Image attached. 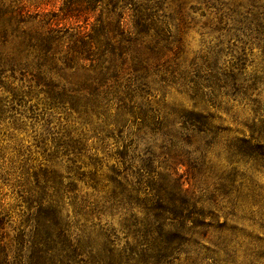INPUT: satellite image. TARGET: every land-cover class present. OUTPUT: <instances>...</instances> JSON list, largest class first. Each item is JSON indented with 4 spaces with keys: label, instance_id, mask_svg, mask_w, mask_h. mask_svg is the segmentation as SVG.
Masks as SVG:
<instances>
[{
    "label": "rangeland",
    "instance_id": "rangeland-1",
    "mask_svg": "<svg viewBox=\"0 0 264 264\" xmlns=\"http://www.w3.org/2000/svg\"><path fill=\"white\" fill-rule=\"evenodd\" d=\"M236 2L0 0V264L183 262V255L136 262L143 208L167 202L159 197L170 186L171 156L158 148L171 147L160 130L137 126L141 120L130 116L146 114L154 124L168 117L176 133L182 110H219L232 129L252 118L251 102L201 90L207 81L229 80L227 94H235L232 87L240 94L254 80L264 104V50L208 30L220 5ZM135 6L149 8L151 27L140 34L129 23ZM57 16L65 19L54 26ZM231 136L200 135L206 155L180 156L190 169L178 165L176 176L206 206H223L219 196L230 182L244 218L228 222L243 231L233 264H264V165L241 159L227 165ZM216 256L217 264H232Z\"/></svg>",
    "mask_w": 264,
    "mask_h": 264
},
{
    "label": "trees",
    "instance_id": "trees-1",
    "mask_svg": "<svg viewBox=\"0 0 264 264\" xmlns=\"http://www.w3.org/2000/svg\"><path fill=\"white\" fill-rule=\"evenodd\" d=\"M217 2L218 0H214ZM149 9L148 6H135L129 15V23L132 24V30L135 34H140L146 31L151 24L147 18L149 15L145 10ZM218 16L215 17V25L208 27L212 34L219 35L220 32L230 33L231 38L237 39L242 48L248 45L264 50V0H237L236 3L231 5L221 4L220 10L217 11ZM57 26L59 21H64V17L57 16ZM51 25V24H50ZM85 47V43H83ZM216 56L221 54V50L214 52ZM103 57L101 52L99 62ZM103 62V60H102ZM207 81V80H206ZM236 81L234 78L232 82ZM207 84L201 86V90H207L213 98L218 97H240L243 101H249L254 105L252 111V118L246 120L241 124H234V129L225 126L226 121L219 114V110L211 112L208 108L198 109L199 111H181L174 120H181L182 124L179 128V133L173 129L172 120L169 122L168 117L163 118L160 122H155L154 118L151 119L146 114L140 115L132 114L130 117L135 120L139 119L141 122L136 124L144 128L153 127V131H161L160 137L163 143L168 142L169 148H161L162 155L171 156L168 162V192L161 195L159 199L167 200L163 204L155 206H147L143 204L148 201V196L144 193L141 194V204L146 205L143 208V217L140 220L142 226V234L138 235L141 238L138 240V245L142 246L139 251V260L156 259L159 257L166 258L172 255L184 256L181 264H217L215 257L218 252L225 256V261L221 263H234L237 254V247H240V242H237L236 234H242L243 231L230 223H237L244 220L239 216L240 208H238L237 197L231 196V185L229 183V190L223 192L221 199L225 201L223 206L215 204L206 206L191 194L190 190L185 189L181 184V177L176 176V167L178 165L187 166L189 171L190 165L188 160H181L180 156H205L206 151H200L198 148L199 136L215 137L216 132L232 134L229 139H226L225 156L227 165L235 164L237 159L246 160L251 164V167L260 168L264 165V104L260 105V94L258 87L260 82H255L251 86L243 89L239 94L238 87H232L235 94H227L229 90V80L225 83H213L207 81ZM205 83V81L203 82ZM257 85V86H256ZM240 87V86H239ZM257 87V88H256ZM245 88V87H243ZM198 90V89H197ZM202 92V91H201ZM230 92V91H229ZM257 92L255 99L249 100L251 94ZM197 95V94H195ZM197 104H193V109H196ZM226 110L223 113L228 112ZM169 116V115H167ZM173 120V121H174ZM237 125V126H236ZM182 131L186 132L185 134ZM147 156H154L147 152ZM152 163L151 159L147 158L142 161L141 167L148 169L149 164ZM142 170V168H141ZM139 184L147 185L148 179L144 175H139ZM136 199L139 198L140 190L135 191ZM219 214H222L224 223L219 224ZM131 222V218L130 221ZM137 223V220H133ZM130 224L129 226H135ZM137 230L135 233H138ZM230 233L228 237H222L221 233ZM216 233V237H213ZM218 233V234H217ZM154 236V237H153ZM213 238L215 240H213ZM256 241H260L255 238ZM255 240L252 241L254 242ZM249 242L247 246L254 245ZM206 243L208 246H204ZM252 243V244H251ZM239 249V248H238ZM258 249L253 246V250ZM175 253V254H174ZM255 254V253H254ZM262 256V255H261ZM261 256L255 254V259H261ZM179 261V260H176Z\"/></svg>",
    "mask_w": 264,
    "mask_h": 264
}]
</instances>
